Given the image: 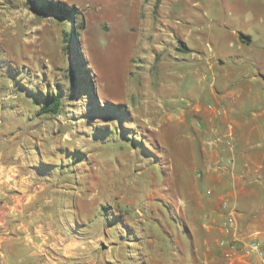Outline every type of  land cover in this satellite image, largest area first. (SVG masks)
I'll use <instances>...</instances> for the list:
<instances>
[{
    "label": "rangeland",
    "instance_id": "1",
    "mask_svg": "<svg viewBox=\"0 0 264 264\" xmlns=\"http://www.w3.org/2000/svg\"><path fill=\"white\" fill-rule=\"evenodd\" d=\"M49 1L73 16L43 13ZM218 57L264 103V0H0V164L29 185L13 188L21 202L35 195L58 264H228L169 183L166 127L147 114L217 103ZM47 91L62 92L57 114H40Z\"/></svg>",
    "mask_w": 264,
    "mask_h": 264
},
{
    "label": "crops",
    "instance_id": "2",
    "mask_svg": "<svg viewBox=\"0 0 264 264\" xmlns=\"http://www.w3.org/2000/svg\"><path fill=\"white\" fill-rule=\"evenodd\" d=\"M233 32L243 39L239 31ZM229 59L238 68L248 60L241 54ZM215 62L213 83L226 87L224 94L212 90L217 103H184L162 110L149 106L147 114L164 121L163 148L171 154L169 183L179 186L184 210L191 200L198 203L204 226L216 234V242L228 237L222 226L233 218L236 244H264V103H247L260 96L258 87L254 91L246 82L247 71L229 69L225 57ZM260 76L251 79L259 81ZM226 98L231 103H222ZM4 152L0 150V158ZM12 174L11 167L0 164V264H58L45 249L58 247L60 240H48L53 230L43 223L41 213L26 209L35 195L25 194L21 202L13 188L29 190V185ZM228 264L253 263L237 253Z\"/></svg>",
    "mask_w": 264,
    "mask_h": 264
},
{
    "label": "trees",
    "instance_id": "3",
    "mask_svg": "<svg viewBox=\"0 0 264 264\" xmlns=\"http://www.w3.org/2000/svg\"><path fill=\"white\" fill-rule=\"evenodd\" d=\"M48 3L49 4H47L46 6H44L42 8L43 13H45V14L46 13H55L58 15H62L63 18H68V19H70L73 16V13L71 10L73 7H68L67 5H63L59 2H50L49 1ZM82 28L83 27H80V29H82ZM78 34H79V31H75V28L74 29L71 28V29L67 30L65 33L66 43H69L71 40L76 39ZM241 37L243 39L244 38L250 39V37L248 35H244V34H241ZM78 56H79V60L84 59L83 54L80 53V51H79V54L77 55V57ZM92 99L94 101H96V103H97V100L94 98L93 95H92ZM63 103H64V99H63L62 92H60V91H56V92L47 91V92L43 93V95L41 96V99L39 101L40 114H57L61 110Z\"/></svg>",
    "mask_w": 264,
    "mask_h": 264
},
{
    "label": "built area",
    "instance_id": "4",
    "mask_svg": "<svg viewBox=\"0 0 264 264\" xmlns=\"http://www.w3.org/2000/svg\"><path fill=\"white\" fill-rule=\"evenodd\" d=\"M222 228L223 234L228 235V237H221L218 243L223 249L226 259H232L239 253L243 259H247L253 264H264V244L256 240L247 244H236L237 240L234 238L236 228L233 224V218H228Z\"/></svg>",
    "mask_w": 264,
    "mask_h": 264
}]
</instances>
